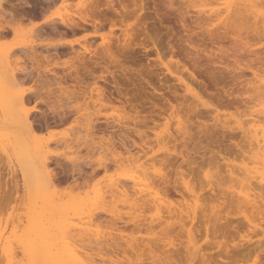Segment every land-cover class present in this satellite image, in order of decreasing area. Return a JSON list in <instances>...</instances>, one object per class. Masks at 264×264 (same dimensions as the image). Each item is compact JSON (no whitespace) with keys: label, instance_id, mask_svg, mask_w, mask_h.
Returning <instances> with one entry per match:
<instances>
[{"label":"rangeland","instance_id":"obj_1","mask_svg":"<svg viewBox=\"0 0 264 264\" xmlns=\"http://www.w3.org/2000/svg\"><path fill=\"white\" fill-rule=\"evenodd\" d=\"M109 1L101 0L104 5L98 2L100 15L94 21L88 19L91 24H82L75 15L77 0H2L0 233L1 241L7 238L11 242L13 254L5 258L0 251V264H30L22 241L37 230H45L52 237L63 231L76 233L75 237L79 233L77 239L80 234L112 235L115 241L110 239L108 245L105 241L106 245H92L85 236L76 243L80 241L79 249H89L86 252L98 256L97 260L111 256L121 264H264V141L256 148L238 127H252V134L256 130L260 139L264 134V0H251L263 4L254 9V14L259 12V25L262 23L255 24L256 28L250 11L244 13L245 18L251 16L250 20L236 27L230 24L234 13L226 18L225 5L232 3L233 8V3L246 0H152L154 4L143 0L147 8L135 15L128 3L130 12L125 16L113 10L119 9L118 0ZM66 15L79 24L61 23L59 19ZM49 19L52 22L46 23ZM126 27L143 28L133 39L135 52L122 49L133 52L132 58L126 53L129 60L120 55L119 46L115 47L123 42L121 31ZM108 41L121 52H117L119 65L97 58ZM83 46L89 49L85 51ZM251 68L257 69L255 76ZM96 88L107 96L98 99ZM118 90L123 95H117ZM179 118L188 126L181 125V130L190 128L185 135L176 131ZM88 132L94 133L86 135ZM43 161H48V172L54 175H49L50 183L44 179ZM230 169L234 179L228 177ZM134 173L145 174L163 201L170 204L166 201L168 205L157 209L147 195L137 200L139 194H133L130 178ZM183 179L189 181L197 198L190 223L193 214L186 207L194 199L184 188ZM245 181H250L251 191H247ZM113 183H124L127 193H119L114 199L97 197L101 204L93 200L96 189L103 193ZM254 185L261 187L262 197L255 195L258 190ZM243 191L251 192L257 202L261 198L262 206L256 202L254 209L252 202L248 205L240 197L237 200ZM52 202L64 206H53ZM62 223L66 224L61 228ZM188 229L192 233L189 236ZM184 244L195 247L189 249ZM150 247L154 253L148 251ZM147 254H157L154 259L158 261L151 263ZM193 254L198 256L191 258Z\"/></svg>","mask_w":264,"mask_h":264},{"label":"bare ground","instance_id":"obj_2","mask_svg":"<svg viewBox=\"0 0 264 264\" xmlns=\"http://www.w3.org/2000/svg\"><path fill=\"white\" fill-rule=\"evenodd\" d=\"M101 0H77V9H78V13L76 12V17H77V19H79V21L81 20V22H82V24L83 23H88L91 19H92V21H94L98 16L97 15H100V13H98L100 10L98 9V5H100L98 2H100ZM105 1H107V0H105ZM109 1V0H108ZM142 1L143 0H139V2H137L136 0H118L117 1V5H118V2H119V5H118V7H119V9L117 10V9H113V10H115L116 11V13H118V14H120L121 16H125V15H127V14H129V12H130V10L128 9L129 7H128V5L130 4V6H132V7H130V8H132L131 10H132V13H134L135 15H137V11L138 10H142L143 8H147L146 6H145V4L144 3H142ZM145 1V0H144ZM152 3H153V1L152 0H150ZM242 1H244V0H242ZM247 1V3H245V2H241V3H238L237 4V2L236 3H233V4H236L233 8H231L232 7V3H229V5H228V3H227V5L228 6H224V8H225V11H227V17L226 18H228V14L230 15V14H232V13H234V15L232 14V16H233V19H232V22L230 23V24H233L234 26L235 25H238L239 23H246L247 21H248V19L249 18H251V16L250 17H248V18H245L244 17V13H247L248 11H250L252 14H254L255 13V11H254V9L256 8L255 6L257 5L258 6V4L261 2H259L258 4H256L257 3V0H256V3L255 2H253V1H251V0H246ZM259 1V0H258ZM110 2V1H109ZM111 2H113L112 0H111ZM126 2H127V4H126ZM146 2V1H145ZM101 3V2H100ZM129 3V4H128ZM154 3H155V1H154ZM153 3V4H154ZM157 3V2H156ZM261 3H264V2H261ZM260 3V5H263V4H261ZM2 4V0H0V5ZM102 4V3H101ZM105 3H103L102 5H104ZM146 4H148L147 2H146ZM106 5H108V4H106ZM114 5V4H113ZM112 5V6H113ZM98 6V7H97ZM111 6V5H110ZM111 6V7H112ZM145 6V7H144ZM1 7V6H0ZM109 6H107L106 7V9L108 8ZM151 8H153L152 6H151ZM155 8V7H154ZM153 8V9H154ZM261 9L263 8V7H260ZM76 9V10H77ZM102 9V8H101ZM104 10H106L105 8H103ZM103 9L101 10V11H103ZM112 9V8H111ZM111 9H109V10H111ZM156 9H158V7L156 8ZM97 10H99V11H97ZM108 10V9H107ZM149 10V9H148ZM159 10V9H158ZM256 10H257V8H256ZM264 10V9H263ZM96 11V12H95ZM114 11V12H115ZM157 11V10H156ZM105 12V11H104ZM263 12V11H262ZM96 13V14H95ZM116 13H114V14H116ZM156 12H154L153 14H155ZM259 13V12H258ZM258 13H257V15L256 14H254L253 16H252V18H253V24L255 25V24H257V25H259V20H260V18H259V16H258ZM101 14L103 15V12H101ZM118 14H117V16H118ZM158 14V13H157ZM249 14V13H248ZM159 15V14H158ZM158 15H156L157 17H158ZM161 15V14H160ZM159 15V16H160ZM238 15V16H237ZM262 15V14H261ZM67 16V17H66ZM65 16V18H60L59 20L61 21V23H63V24H66V22L68 21V22H70V23H72L71 25H77V24H79L78 23V21H76V20H74L73 19V17L72 16H69V15H66ZM110 16V15H109ZM116 16V15H115ZM121 16H118L117 18H120ZM151 16H153V15H151ZM155 16V17H156ZM234 16H237L236 17V19L234 18ZM249 16V15H248ZM102 17V16H101ZM100 17V18H101ZM106 17V16H105ZM230 17H231V15H230ZM261 17H263V16H261ZM103 18H104V16H103ZM114 18V17H113ZM116 18V17H115ZM149 18H151V17H149ZM88 19H90L89 21H87ZM94 19V20H93ZM123 19V18H122ZM121 19V20H122ZM160 19H163L162 17L160 18ZM98 20H101V19H98ZM104 20V19H103ZM110 20V19H109ZM108 20V21H109ZM231 20V19H230ZM239 20V21H238ZM250 20V19H249ZM258 20V21H257ZM262 20V19H261ZM105 21V20H104ZM49 22H52V19H49V20H47L46 21V23H49ZM97 22V21H96ZM99 22V21H98ZM97 22V23H98ZM103 22V21H102ZM102 22H100V23H102ZM251 22V21H250ZM261 22V21H260ZM90 23V22H89ZM252 23V22H251ZM262 23H264V21H262ZM262 23H260V25L259 26H261V24ZM91 24V23H90ZM96 24V23H95ZM111 24H112V22H111ZM138 24V23H137ZM73 25V26H74ZM97 25V24H96ZM114 25H116V24H114ZM113 25V26H114ZM226 25V24H225ZM244 25V24H243ZM250 25H252V24H250ZM262 25H264V24H262ZM68 26V25H67ZM141 26V25H140ZM259 26H258V28H259ZM96 27V26H95ZM144 27V26H143ZM236 27V26H235ZM82 28V27H81ZM138 28H139V25H138ZM137 27L136 28H132V27H130V29L128 28V27H126V28H124L122 31H121V35H123V38H122V43L121 42H118V44H116L115 45V47L117 48L118 46H119V48H120V50H122V49H125L124 51H126V50H128L129 52H131V50H133V48H135V47H133V46H135V44H133V46H132V42H133V39L134 38H136V36L138 37V36H140V33H142L140 30H143V28L141 27L140 28V30L138 29ZM145 29H146V27H144ZM245 28H246V25H245ZM251 28V27H250ZM253 29H254V27H252ZM255 28H256V25H255ZM80 29V28H79ZM148 29V28H147ZM247 29V28H246ZM263 29V28H262ZM140 31V33H139V31ZM249 30V29H248ZM251 30V29H250ZM258 30V29H257ZM113 31V30H112ZM111 31V32H112ZM254 31V30H253ZM255 31H256V29H255ZM258 31H261L260 29L258 30ZM146 32V31H145ZM113 33V32H112ZM147 33V32H146ZM145 33V34H146ZM117 34V33H116ZM143 35V34H142ZM104 37V36H103ZM116 37V36H115ZM105 38V37H104ZM119 38V37H118ZM106 40H107V38H106ZM108 40H110L109 38H108ZM105 42H107V41H105ZM109 43L107 44V45H105L104 44V46H103V48H102V52H101V54L99 53V54H97V58H99V59H102V60H104V59H107L108 60V62H109V64H114V62L116 63V62H120L119 60V57H118V54H119V48H118V50H116V48L114 47V45H113V47L111 46L112 45V43L110 42V41H108ZM114 42V41H113ZM117 42V41H116ZM114 44V43H113ZM101 45H103V44H101ZM170 46H171V44H169ZM168 45V46H169ZM170 46H169V48H170ZM122 47V48H121ZM133 47V48H132ZM173 47V46H172ZM83 48L85 49V51H87L89 48L88 47H86V46H83ZM115 48V49H114ZM113 49V50H112ZM131 49V50H130ZM169 50H171V49H169ZM123 50H122V53L120 54V55H124L125 54V56H123V58H127V57H129L126 53H128V51L125 53ZM117 52H118V54H117ZM133 52H135V50H133ZM133 52H132V54H133ZM172 52H173V50H172ZM129 55L131 54V53H128ZM132 54L130 55V57L132 58L133 56H132ZM137 54V53H136ZM119 55V56H120ZM83 57V56H82ZM80 58V57H79ZM94 58V57H93ZM96 58V57H95ZM134 58H136V57H134ZM128 59V58H127ZM97 60V59H96ZM121 60H122V57H121ZM124 60V59H123ZM129 60V59H128ZM127 60V61H128ZM84 61V60H83ZM85 61H87V60H85ZM85 61H84V63H85ZM91 61H93V60H91ZM95 61V60H94ZM93 61V62H94ZM136 61V60H135ZM79 62H81V61H79ZM89 62V61H88ZM88 62H86L87 64H88ZM92 62V64H94ZM97 62V61H96ZM100 62V60L98 61V63ZM113 62V63H112ZM126 62V61H125ZM125 62L123 63V64H125ZM130 62H131V60H130ZM132 62H133V60H132ZM91 63V62H90ZM98 63H96L97 65H98ZM121 63V62H120ZM120 63H116L117 65H119ZM96 65V66H97ZM116 65V66H117ZM126 65V64H125ZM94 66V65H93ZM114 66V65H113ZM123 66V65H122ZM129 66V65H128ZM84 67H87L86 65L84 66ZM110 67V66H109ZM119 67V66H118ZM126 68H128V67H126ZM105 69V68H104ZM111 69V68H110ZM131 69V68H130ZM129 69V70H130ZM133 69V71H134V68H132ZM137 70V69H136ZM251 70H252V74L255 76L257 73V69H256V71L255 70H253L252 68H251ZM84 71H86L85 69H84ZM105 71H107V69L105 70ZM114 71V70H113ZM116 71V70H115ZM119 71H121V70H119ZM125 71V70H124ZM123 71V72H124ZM76 72V71H75ZM117 72V71H116ZM127 72V71H126ZM82 73H83V71H82ZM125 73V72H124ZM128 73V72H127ZM135 73V72H134ZM139 73V72H138ZM80 74V73H79ZM115 74V73H114ZM117 74V73H116ZM120 74H122V72H120ZM119 74V75H120ZM128 74H130V71H129V73ZM137 74V73H136ZM118 75V74H117ZM106 76V75H105ZM105 76H104V78H105ZM109 76V75H108ZM112 76H114L113 74H112ZM96 77V76H95ZM110 77V76H109ZM121 77V76H120ZM106 78H107V76H106ZM131 78V77H130ZM139 78L140 77H138V80H139ZM62 79V78H61ZM113 79V78H112ZM111 79V80H112ZM115 79H117V78H115ZM115 79H113V80H115ZM75 80V79H74ZM120 79H118V81H119ZM125 80V79H124ZM129 81V80H128ZM131 81V80H130ZM137 81V80H136ZM141 83H142V81L141 80H139ZM108 82V81H107ZM139 82V83H140ZM147 82L149 83V81L147 80ZM119 84L118 82H115L114 81V84ZM97 84V83H96ZM99 84V83H98ZM116 84V85H117ZM136 84V83H135ZM144 84H146V83H144ZM150 84V83H149ZM103 85H104V83H103ZM106 85V84H105ZM115 85V86H116ZM132 85V84H131ZM143 85V84H142ZM121 86V85H120ZM144 86V85H143ZM188 86V85H187ZM187 86L184 84V86H182V87H184V89L187 91ZM264 86V84L262 85V87ZM110 87V86H109ZM117 87V86H116ZM115 87V89H117ZM126 87V86H125ZM131 87V86H130ZM261 87V86H260ZM106 88H108V87H106ZM121 88V87H120ZM126 88H128V87H126ZM190 88V87H189ZM104 89V88H103ZM119 89V88H118ZM121 90V89H120ZM120 90H118V93H117V95L118 94H120L121 93V91ZM129 90V89H128ZM127 90V91H128ZM142 90V89H141ZM183 90V89H182ZM132 91V90H131ZM191 91H193L192 90V88H191ZM116 92H117V90H116ZM132 92H134V91H132ZM111 93V92H110ZM114 93V92H113ZM125 93V92H124ZM130 94V93H129ZM140 94V93H139ZM220 94V93H219ZM96 95L98 96V99H99V97L102 95L103 96V93H102V89H98V88H96ZM120 95H123L122 93L120 94ZM120 95H119V98H120ZM134 96L133 97H135V93L133 94ZM137 95V94H136ZM218 95V94H217ZM221 95V94H220ZM105 97L107 96V95H104ZM103 96V97H104ZM112 96H114V95H112ZM126 96V95H125ZM131 96V95H130ZM138 96V95H137ZM112 98V97H111ZM110 98V99H111ZM138 98V97H137ZM185 98V97H184ZM187 99V98H186ZM190 99V98H189ZM104 100H105V98H104ZM106 100H108V97H107V99ZM127 100V99H126ZM135 100V99H134ZM128 101H130V100H128ZM137 102V101H136ZM141 102V101H140ZM186 102V101H185ZM184 102V103H185ZM111 103V102H110ZM128 103V102H127ZM191 103V102H190ZM130 104V103H129ZM136 103H134V107L136 106L135 105ZM133 105V104H132ZM138 105V104H137ZM131 106V105H130ZM142 107V106H141ZM127 108V107H126ZM129 108H133V107H129ZM137 109V108H136ZM138 110V109H137ZM181 110V109H180ZM59 111V110H58ZM57 111V112H58ZM69 111H71V110H69ZM179 110L177 109V111L176 112H178ZM64 112H66V111H64ZM137 113H138V111H136ZM176 112H175V114H176ZM58 113H60V112H58ZM180 113H181V111H180ZM67 114V113H66ZM171 114H173V112L171 113ZM171 114H170V116H171ZM185 114V113H184ZM56 115V114H55ZM57 115H59V114H57ZM178 115V114H177ZM60 116V115H59ZM62 116V115H61ZM67 116V115H66ZM182 116V115H181ZM180 116V117H181ZM70 117V116H69ZM68 117V118H69ZM177 117V116H176ZM176 117H173V118H175L176 119ZM179 117V116H178ZM54 118V117H53ZM182 118H184V117H182ZM214 118V117H213ZM219 118V117H218ZM66 119V118H65ZM185 119V118H184ZM215 119V118H214ZM217 119V118H216ZM226 119V118H225ZM230 119V118H229ZM241 119V118H240ZM249 119H251V120H253L252 118H249ZM26 120H28V117L26 116ZM213 120V119H212ZM219 120V119H218ZM227 120V119H226ZM242 120V119H241ZM241 120H240V122H239V120H238V123H241ZM63 121V120H62ZM182 121H184L183 119H182ZM220 121V120H219ZM225 121V120H224ZM228 121H230V120H228ZM227 121V122H228ZM232 121H234V120H232ZM242 121H244V120H242ZM175 122H177V126H176V131H178L177 133H179L180 135H185V133H186V131L189 129V131H190V128H188L187 130H185V129H183V130H181L182 128H184L185 126H187V125H183V123L181 124V122H180V118L179 119H177V121H175ZM174 122V123H175ZM188 122V121H187ZM213 122H214V120H213ZM218 122V121H217ZM245 122V121H244ZM244 122H242V123H244ZM28 123V122H27ZM108 123V122H107ZM241 123V124H242ZM247 123H248V121H247ZM250 123H252V122H250ZM186 124V123H185ZM213 124V123H212ZM218 124V123H217ZM230 124V123H229ZM246 124V123H245ZM254 124V123H253ZM252 124V125H253ZM32 125V124H31ZM83 125H85V124H83ZM181 125H183L184 127H182ZM248 125V124H247ZM208 126H210V125H208ZM207 126V127H208ZM216 126H218V125H216ZM215 126V127H216ZM223 126V125H222ZM234 126H236V125H234ZM237 126H238V124H237ZM245 126V125H244ZM84 127V126H83ZM91 127H92V125H91ZM97 127V126H96ZM188 127V126H187ZM238 127H240V129H241V131L245 134V135H247V136H249L248 138H249V141L251 142V145L253 144V145H255V147L257 146L258 148L260 147L259 145L262 143V140L264 141V134H262V138L260 139V137H257L258 135H257V132H256V130H254L255 131V133L253 132V134H252V131L251 130H253L252 129V127L250 128L249 127V129H243L242 127V125H240L239 124V126ZM237 127V128H238ZM255 127V126H254ZM34 128V127H33ZM78 128V127H77ZM232 128V127H231ZM257 128V127H256ZM73 129V128H72ZM106 129V128H105ZM213 129H216V128H213ZM236 129V128H235ZM251 129V130H250ZM260 129V128H259ZM77 129H75V131H76ZM81 130V129H80ZM86 130L88 131V128H86ZM166 130V129H165ZM168 130V129H167ZM166 130V131H167ZM181 130V131H180ZM73 131V130H72ZM75 131H74V134H75ZM83 131V130H82ZM98 131V130H97ZM220 131V130H219ZM79 132V131H78ZM77 132V133H78ZM110 132V131H109ZM163 132V131H162ZM181 132V133H180ZM205 132V131H204ZM92 133H94V132H88V134H86V135H91ZM206 133V132H205ZM213 133V132H212ZM71 134V133H70ZM207 134V133H206ZM73 135V134H72ZM82 135V134H81ZM95 135V134H94ZM164 135V134H163ZM189 135V134H188ZM211 135V134H210ZM213 135H214V133H213ZM83 136H84V134H83ZM156 136H157V138L158 139H161L160 137H162L160 134H156ZM170 137V136H169ZM210 137V136H209ZM79 138V137H78ZM81 138V137H80ZM91 138V137H90ZM89 138V139H90ZM110 138V137H109ZM187 138V137H186ZM85 139V138H84ZM92 139H94V138H92ZM188 140H189V138H188ZM261 140V141H260ZM66 141V140H65ZM159 142H161V141H159ZM189 142V141H188ZM100 143V142H99ZM167 143V142H166ZM260 143V144H259ZM187 144V143H186ZM263 144H264V142H263ZM250 146V145H249ZM263 147H264V145H262ZM95 147V146H94ZM97 147H98V144H97ZM253 147V146H252ZM252 147H251V149H252ZM256 147V148H257ZM263 147H261V149L263 148ZM187 148V147H186ZM185 148V149H186ZM256 148H253V149H256ZM95 149V148H94ZM97 149V148H96ZM104 149V148H103ZM106 149V148H105ZM252 149V150H253ZM264 149V148H263ZM257 150V149H256ZM102 151V150H101ZM187 151V150H186ZM117 152V151H116ZM115 152V153H116ZM256 152H258L259 153V151L257 150ZM261 153V152H260ZM259 155V154H258ZM260 156V155H259ZM48 157V156H47ZM69 157V156H68ZM70 158V157H69ZM259 158V157H258ZM70 159H72V158H70ZM264 160V159H263ZM261 163V162H260ZM51 166V165H50ZM49 167V165H48V161H43V175H44V179H45V181L47 182V183H50L51 181H50V178H49V175H51V173L49 174V172H48V168ZM144 167V166H143ZM154 167V166H153ZM139 168H141V167H139ZM247 168V167H246ZM263 168V167H262ZM242 170H244L243 168H241ZM142 170V169H141ZM159 170V169H158ZM157 170V171H158ZM233 170V169H232ZM231 169H230V171H227V172H229V174H230V176L228 175V177H231L232 178V175H233V173H234V171H232ZM235 170V169H234ZM160 171V170H159ZM247 171H249V170H247ZM236 172V171H235ZM246 172V171H245ZM244 171H243V173L242 174H244L245 173ZM138 173H139V170H138ZM142 173V172H141ZM144 173V172H143ZM147 173V172H146ZM157 173V172H156ZM238 173V172H237ZM54 174V173H53ZM240 174V173H239ZM242 174H241V176H242ZM246 174V173H245ZM160 175V174H159ZM163 175V174H162ZM237 175V174H236ZM246 175H248V174H246ZM52 176V175H51ZM54 176V175H53ZM52 176V177H53ZM132 177H130L131 178V182H132V186L134 187V190H133V194L135 195H137V194H139V199L137 198V200H140V198L142 199L143 197H141V196H143V195H147L146 197H150L151 198V202L153 201L154 202V204L156 205L155 207L158 209V208H160L164 203H166L167 204V202L166 201H163V196H160V193H159V191L157 190V188L156 187H154V186H152L153 185V182H152V185H151V182H148V177H146V175L145 174H142V175H138V174H136V173H134L133 175H131ZM151 176V175H150ZM208 176V175H207ZM239 176V175H238ZM237 176V178H239ZM236 177V176H235ZM242 177H244V176H242ZM242 177H240L241 179H243ZM246 177V176H245ZM244 177V178H245ZM253 177V176H252ZM252 177H251V179H252ZM258 177V176H257ZM55 178V177H54ZM148 178V179H147ZM239 178V179H240ZM248 178V177H247ZM264 178V177H263ZM223 179H225V178H223ZM232 179H234V177L232 178ZM240 179V180H241ZM246 179V178H245ZM51 180H52V178H51ZM217 180V179H216ZM226 180H227V178L225 179V182H226ZM238 180V179H237ZM237 180H235V181H237ZM246 180H248V179H246ZM153 181V180H152ZM183 181V183H184V185H185V189L188 191L187 193H191L192 194V196H193V198L192 199H194L193 200V202H192V204H187V210H189L190 212H191V214H193V216L192 217H190V221H189V223L192 221V219L194 218V216H195V213H196V211H195V207H196V205H197V198H195L194 197V192H193V189H192V187H190L191 185H189L188 184V182L186 181V180H182ZM209 181H210V179H209ZM218 181V180H217ZM239 181V180H238ZM241 181H243V180H241ZM241 181H239V182H241ZM192 182V181H191ZM214 181H211V183H213ZM221 182V181H220ZM219 182V183H220ZM223 182H224V180H223ZM232 182V181H231ZM244 182V181H243ZM243 182H242V184H243ZM246 182V181H245ZM249 183H247V185L248 186H246V185H244L246 188H248V190L247 191H249L250 190V187H251V185H250V181H248ZM215 183V182H214ZM228 183V182H227ZM257 183V182H256ZM264 183V182H263ZM262 183V184H263ZM124 183H122L121 185L119 184H117V183H113V184H110V186L108 187V189L107 190H105V192H103L102 193V191L98 188V189H96L95 191H94V198H93V200L94 199H97V197L98 198H101V197H103L104 199H106V197H109V198H115V196L116 195H118L119 193H123V192H125V193H127V189H126V187L127 186H125V185H123ZM192 184V183H191ZM208 184V183H207ZM232 184H234L233 182H232ZM239 184V186H240V183H238ZM213 185V184H212ZM211 185V186H212ZM215 185V184H214ZM217 185V184H216ZM221 185V184H220ZM223 185V184H222ZM235 185V184H234ZM237 185V184H236ZM253 185V184H252ZM256 185V184H255ZM254 185V186H255ZM230 186V185H229ZM228 186V187H229ZM242 186V190H245V189H243V185H241ZM264 186V185H263ZM219 187H221V186H219ZM234 186H232L231 188H233ZM236 187V186H235ZM258 187H260V186H257V188H256V186H255V188L258 190V192H259V195H258V192H257V194H255V195H257L258 197L260 196V197H262L260 194V190H261V192H262V189H261V187H260V190L258 189ZM155 188V189H154ZM212 188V187H211ZM210 188V189H211ZM214 188V187H213ZM222 188V187H221ZM240 188V187H239ZM133 189V188H132ZM227 189V188H226ZM236 189H237V187H236ZM241 189V188H240ZM225 190V189H224ZM233 191H234V189H232ZM231 190V191H232ZM256 190V191H257ZM228 191V190H227ZM241 191V190H240ZM247 191L245 192V191H243L244 192V194L243 195H241L240 194V196H238L236 199L238 200V198L241 200V201H243V203H244V201H245V203H248V205L250 204V202H252V204H250L251 206H253V208L255 207V206H262V203H263V201H262V203L261 202H259L260 200H261V198H258L259 199V201L257 202L256 200L257 199H255L254 197L255 196H251L249 193H251V192H249V193H247ZM251 191V190H250ZM255 191V192H256ZM56 192H58L57 190H56ZM234 192H237V191H234ZM233 192V193H234ZM254 192V193H255ZM263 192H264V190H263ZM263 192H262V194H263ZM104 193H106L105 195H104ZM124 193V194H125ZM253 193V192H252ZM226 194V193H225ZM230 194H232V193H230ZM237 194V193H236ZM58 195V194H57ZM62 195V194H61ZM181 195H183L182 193H181ZM264 195V194H263ZM200 196V195H199ZM250 196H251V198H250ZM43 197H45V196H43ZM118 197V196H117ZM183 197H184V195H183ZM241 197H243V198H241ZM253 197V198H252ZM49 198V197H48ZM103 198H101V199H103ZM113 198V199H114ZM135 198V199H136ZM108 199V198H107ZM148 199V198H147ZM235 199V198H234ZM42 200V199H41ZM70 200V199H69ZM89 200H92V198L90 199V197H89ZM100 200V199H99ZM98 199H97V201H99ZM145 200V199H144ZM165 200V199H164ZM49 201H51V200H49ZM73 201V200H72ZM77 201V200H76ZM96 201V200H95ZM104 201V200H103ZM143 201V200H142ZM199 201V200H198ZM232 201V200H231ZM236 201V200H235ZM91 202V201H90ZM89 202V203H90ZM100 202V201H99ZM98 202V203H99ZM139 202V201H138ZM200 202V201H199ZM261 203V205L260 204H256L255 205V203ZM48 203H50V202H48ZM94 203H97V202H94ZM93 203V204H94ZM141 203V202H140ZM169 203V202H168ZM231 203V202H230ZM239 203H241L242 204V202H239ZM83 204V203H82ZM100 204H101V202H100ZM99 204V205H100ZM104 204V203H103ZM170 204V203H169ZM218 204V203H217ZM220 204V203H219ZM233 204V203H232ZM51 205H53V206H58V207H63L64 205H58L57 203H54V202H52L51 203ZM73 205V204H72ZM160 205V206H159ZM168 205V204H167ZM167 205H165V206H167ZM238 205H240V204H238ZM243 205V204H242ZM215 206V205H214ZM220 206V205H219ZM71 207V206H70ZM76 207V206H75ZM80 207V206H79ZM79 207H77V208H79ZM217 207V206H216ZM215 208V207H214ZM218 208V207H217ZM216 208V209H217ZM260 208V207H259ZM262 208V207H261ZM40 209V208H39ZM39 209H38V211L37 212H39ZM48 209V208H47ZM46 209V210H47ZM53 209V208H52ZM213 209V208H212ZM252 209V208H251ZM254 209H256V208H254ZM253 209V210H254ZM45 209H43L42 211H44ZM105 210H107V209H105ZM218 210H220L219 208L217 209V211ZM241 210V209H240ZM248 210V209H247ZM108 211V210H107ZM257 211H258V209H257ZM56 212V211H55ZM106 212V211H105ZM186 212V211H185ZM255 212V211H254ZM259 212V214H260V211H258ZM59 213V212H58ZM77 213V212H76ZM87 213V212H86ZM90 213V212H89ZM109 213H111V211L109 212ZM188 213V212H187ZM53 214V213H52ZM35 215V214H34ZM45 215V214H44ZM44 215L42 214V216H43V219H44ZM61 215V214H60ZM187 216V215H186ZM34 217V216H33ZM35 217H36V215H35ZM53 217V216H52ZM40 218H42V217H40ZM91 218V217H90ZM49 219V218H48ZM52 219H54V218H52ZM96 219V218H95ZM47 219H45V221H46ZM55 220V219H54ZM94 220V219H93ZM92 220V221H93ZM36 221V220H35ZM39 221H41V220H39ZM38 221V222H39ZM52 221V220H51ZM67 221H68V219H67ZM37 222V223H38ZM68 222H70V221H68ZM68 222H66V223H68ZM87 222H89V221H87ZM66 223H62V225H61V228H62V226H63V224H66ZM76 223V222H75ZM91 223V222H90ZM89 223V224H90ZM36 224V222L34 223V225ZM41 224V223H40ZM115 224V223H114ZM33 225V224H32ZM37 225H39V223L37 224ZM46 225V224H45ZM68 225H69V223L68 224H66V227H68ZM74 226V224H70V226ZM85 225V224H84ZM184 225V224H183ZM51 226V225H50ZM65 226V225H64ZM69 226V227H70ZM87 226V225H86ZM92 226V225H91ZM186 226V225H185ZM41 227V226H40ZM29 228H32V227H29ZM37 228V227H36ZM42 228V227H41ZM52 228V227H51ZM87 228V227H86ZM89 228V227H88ZM58 230H59V227L57 228ZM116 229V228H115ZM32 230V229H31ZM47 230H49V229H47ZM72 230V229H71ZM88 231L87 232H90V230H91V228H90V230L89 229H87ZM95 230V229H94ZM97 230V229H96ZM188 230H190V229H188ZM30 230H28V232H29ZM34 231H36V229H34ZM38 232H39V234H37L38 232H36L35 234H27V236H26V238L25 239H23V241H22V243H23V246H24V248H25V253H26V256L28 255V257H29V259H30V261H31V263L32 264H35V263H38V262H41V264H121V262H118L116 259H113L111 256L110 257H108V255H107V257L108 258H104L103 256H99L100 258H98V260L96 259L98 256L97 255H101V254H98L97 253V251H96V253H97V257H93V255L92 254H89L88 252H86V251H88V250H84V251H82L81 249H79V248H81V246H77V244L79 243H81L80 241L78 242V243H76L78 240H80V238L82 239V237H87L91 242L90 243H92V245H94V244H96L97 246H98V244L101 246V242H103L104 243V241L105 242H107V245L110 243L109 242V240L111 239L112 241H115L114 239L116 238H113V236L112 235H110L109 237H108V235H107V237H104V234L103 235H101V234H99V233H91V234H80L81 235V237L79 236V239H77L76 237L79 235V233H78V235L75 237V234H64L63 232H65V231H63L62 233L61 232H59V234H56L55 236H50V234H46V231L45 230H37ZM52 231V230H51ZM60 231V230H59ZM78 231V230H77ZM76 231V232H77ZM31 232V231H30ZM33 232V231H32ZM73 232H74V230H73ZM86 232V233H87ZM101 232V231H100ZM187 232V231H186ZM61 233V234H60ZM66 233V232H65ZM68 233V232H67ZM70 233V232H69ZM72 233V232H71ZM82 233H83V231H82ZM153 234V233H152ZM189 234H192L191 233V230H190V232L188 233V236H189ZM113 235H116V234H113ZM151 237V236H150ZM190 237H194L193 235L192 236H190ZM189 237V240H191L192 241V238H190ZM3 239V237H2V235H1V233H0V251H1V254L5 257V258H10V257H12V254H13V251H12V248H11V242H9V240L7 239V238H5L3 241H1ZM86 239V238H85ZM157 239V238H156ZM159 239V238H158ZM172 240H173V238H171ZM188 240V241H189ZM194 240V239H193ZM148 241V240H147ZM170 241V240H169ZM187 241V239H186V241L185 242H188ZM195 242H196V240H194ZM109 242V243H108ZM152 242V241H151ZM155 242V241H154ZM183 242V241H182ZM113 243V242H112ZM117 243V242H116ZM147 243H149V242H147ZM147 243H145V244H147ZM166 243H170V242H166ZM190 243V242H189ZM193 243V242H192ZM105 245H106V243H104ZM150 244V243H149ZM164 244V243H163ZM162 244V245H163ZM196 244V243H195ZM254 244V243H253ZM95 245V246H96ZM152 245V244H151ZM161 245V244H160ZM185 245V244H184ZM189 245V246H188ZM186 244L185 246H187V247H189V249L192 247V246H194L193 244H192V246H190V244ZM97 246H96V248H97ZM99 246V247H100ZM148 246V245H147ZM157 246V245H156ZM164 246V245H163ZM257 246H260V245H257ZM257 246L255 245V248H257ZM90 247H92V246H90ZM89 247V248H90ZM94 247V246H93ZM98 247V248H99ZM104 246H102L101 247V249L103 248ZM182 247H183V245H182ZM195 247V246H194ZM16 248V247H15ZM146 248V247H145ZM14 249V248H13ZM83 249H85V248H83ZM94 249V248H93ZM93 249H91V250H93ZM100 249V248H99ZM98 249V250H99ZM246 249V248H245ZM105 251L107 250V249H104ZM148 249H146V251H147ZM95 251V250H94ZM100 252H103V250L101 251V250H99ZM145 251V250H144ZM149 252H151V253H154L153 251H154V249H152L151 247L149 248V250H148ZM169 251V250H168ZM187 252L189 251L188 249L186 250ZM191 251V250H190ZM194 251V250H193ZM90 252H92V251H90ZM110 252V251H109ZM108 252V253H109ZM166 252V251H165ZM238 251H236V253H237ZM240 252V251H239ZM92 253H94V252H92ZM106 253V252H105ZM148 253V252H147ZM158 253V252H157ZM160 253V252H159ZM193 253V252H192ZM241 253V252H240ZM243 253V252H242ZM238 254V253H237ZM103 255V254H102ZM109 255H111V254H109ZM148 255V254H147ZM150 255V254H149ZM148 255V256H149ZM157 254H151L149 257H151L152 259H150V260H152V262L151 263H156L158 260L155 258L154 259V257L156 256ZM197 254H193V256L191 257V258H194V256H196ZM239 255V254H238ZM242 255V254H241ZM106 256V255H105ZM198 256V255H197ZM196 256V257H197ZM156 257H158V256H156ZM166 257V256H165ZM200 257V256H199ZM202 257V256H201ZM27 258V257H26ZM190 258V257H189ZM166 259V258H165ZM186 259V258H185ZM187 259H188V257H187ZM199 259H202V258H198V260ZM10 260V259H9ZM157 260V261H156ZM160 260V259H159ZM204 260V259H203ZM1 261V260H0ZM163 261V260H162ZM165 261H167V260H165ZM200 261V260H199ZM10 261H8V263H9ZM164 262V261H163ZM201 262H203L202 260H201ZM30 263V264H31ZM160 263H162V262H160ZM188 263V262H187ZM205 263V262H204ZM123 264H134L133 263V261H127V262H124ZM165 264V263H164ZM166 264H168V262L166 263ZM199 264H201V263H199Z\"/></svg>","mask_w":264,"mask_h":264}]
</instances>
